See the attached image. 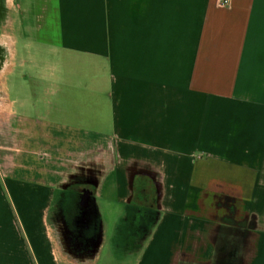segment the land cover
<instances>
[{
  "label": "crops",
  "instance_id": "0c3cea01",
  "mask_svg": "<svg viewBox=\"0 0 264 264\" xmlns=\"http://www.w3.org/2000/svg\"><path fill=\"white\" fill-rule=\"evenodd\" d=\"M6 39L0 264H264V0H0Z\"/></svg>",
  "mask_w": 264,
  "mask_h": 264
},
{
  "label": "rangeland",
  "instance_id": "374dc122",
  "mask_svg": "<svg viewBox=\"0 0 264 264\" xmlns=\"http://www.w3.org/2000/svg\"><path fill=\"white\" fill-rule=\"evenodd\" d=\"M2 20V19H1ZM11 36V35H10ZM8 41L7 45L8 48L6 46V50L4 52L5 57L8 59H5V64H2V68L0 70V83L2 84V73L3 70L5 71V75L8 74L7 69L10 67L9 65L11 64L12 61V49L9 50L10 47V40L6 39ZM11 43V42H10ZM0 60H1V55H0ZM1 63V61H0ZM37 67H34L31 69V72L36 74V69ZM10 78V82L9 84H12V79L16 80V75L13 77L9 76ZM14 117L11 113L8 112V110H6V112L0 111V169L4 170L5 172H10L11 170H13L14 168H19V164L24 162V164L26 165L25 168H27L28 164L31 165L32 163H30L29 160V155L27 154V152H22L19 153L17 150L18 149V145L20 144V141L23 139H26V141L28 140V130H15V128L18 127V121L17 123H14ZM15 145V146H14ZM23 148V146H22ZM27 148V142H26V147ZM34 159V157H32ZM24 160V161H23ZM22 161V162H21ZM32 162V161H31ZM38 164V163H37ZM44 165V163H42V166ZM17 168V169H18ZM20 169V168H19ZM75 182H79L77 185H75V191L78 193H80V190H83V188L88 187L89 190L92 188V179H88V178H78V179H73ZM70 181V180H69ZM60 189H57L58 194ZM69 191H65L63 194H65V196L70 195ZM58 194H56V201H57V197L59 196ZM5 196L8 198V196L5 193ZM61 197V196H60ZM71 199V198H70ZM8 200V199H7ZM10 203V200H8ZM107 201L102 197L98 198V204L100 205L101 208V212H102V218L103 221L105 223V227H106V233L110 234L111 232V228H112V222L114 220V218H116L117 214L116 212H112L109 210V207L106 203Z\"/></svg>",
  "mask_w": 264,
  "mask_h": 264
},
{
  "label": "built area",
  "instance_id": "2783aa9c",
  "mask_svg": "<svg viewBox=\"0 0 264 264\" xmlns=\"http://www.w3.org/2000/svg\"><path fill=\"white\" fill-rule=\"evenodd\" d=\"M223 2H227L228 0H222Z\"/></svg>",
  "mask_w": 264,
  "mask_h": 264
}]
</instances>
